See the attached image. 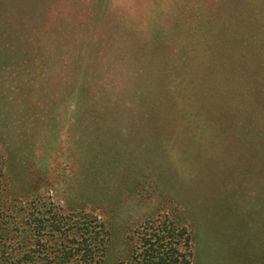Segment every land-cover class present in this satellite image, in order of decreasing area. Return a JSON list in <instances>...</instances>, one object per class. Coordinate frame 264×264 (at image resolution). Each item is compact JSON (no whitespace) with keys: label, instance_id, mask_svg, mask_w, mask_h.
<instances>
[{"label":"rangeland","instance_id":"1","mask_svg":"<svg viewBox=\"0 0 264 264\" xmlns=\"http://www.w3.org/2000/svg\"><path fill=\"white\" fill-rule=\"evenodd\" d=\"M116 25L129 35L111 43ZM261 41L264 0H0L5 201L95 215L110 237L103 264L147 219L185 227L190 264H264V201L250 196L264 192V165L225 151L204 117L225 107L182 92L192 79L233 89L244 71L261 76L258 56L244 64ZM105 43L120 60L111 68Z\"/></svg>","mask_w":264,"mask_h":264},{"label":"trees","instance_id":"2","mask_svg":"<svg viewBox=\"0 0 264 264\" xmlns=\"http://www.w3.org/2000/svg\"><path fill=\"white\" fill-rule=\"evenodd\" d=\"M113 16L109 14L107 18L113 19ZM110 28L108 37L112 39L111 43L129 35L127 29L130 27L116 25ZM37 39L33 37L29 40L36 49L40 46ZM23 43L27 50L36 53L26 38ZM114 50L108 43L103 46L106 68L120 61ZM251 54V59L250 53L244 57V64L249 65L258 56L261 76H250L244 71L238 76L239 80L233 89H229L230 82L224 77H219L221 80L213 86L192 79L188 81L190 90L182 89V92L194 93L203 104L213 103L216 108L225 107V113L206 110L207 114H204L208 122L220 123V127L211 129H219V134H224L225 151L231 152V155L257 156L260 159L258 164L264 165V42L258 43ZM12 67L21 70V67ZM80 91L85 95L82 89ZM169 91L167 86L162 88L164 100L172 106L176 94ZM89 92L84 96L87 101L102 103L98 100L100 94ZM188 116L186 110L180 119L186 121L187 131L194 136L191 139H195L197 130L187 120ZM1 165L0 156V264H103L110 237L102 221L88 212H63L58 205L42 199L28 197L22 203L5 201L4 195L10 190L6 188ZM238 175L241 176L242 172ZM251 191L250 196L256 201H264V192ZM128 244L126 254L116 264H190L193 257L191 236L185 227L176 228L164 220L154 226L150 220H145L136 231L134 240L130 239Z\"/></svg>","mask_w":264,"mask_h":264}]
</instances>
